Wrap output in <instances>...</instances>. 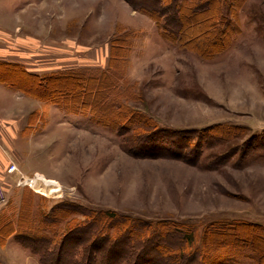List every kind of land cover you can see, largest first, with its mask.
<instances>
[{
	"label": "rangeland",
	"instance_id": "1",
	"mask_svg": "<svg viewBox=\"0 0 264 264\" xmlns=\"http://www.w3.org/2000/svg\"><path fill=\"white\" fill-rule=\"evenodd\" d=\"M206 1L0 0L1 264H39L23 240L44 264H104L78 238L110 213L130 225L111 243L159 235L128 264H167L159 245L184 249L175 264H264V0ZM180 8L188 46L170 40ZM13 164L61 191L17 186Z\"/></svg>",
	"mask_w": 264,
	"mask_h": 264
},
{
	"label": "trees",
	"instance_id": "2",
	"mask_svg": "<svg viewBox=\"0 0 264 264\" xmlns=\"http://www.w3.org/2000/svg\"><path fill=\"white\" fill-rule=\"evenodd\" d=\"M142 3L144 5L146 4V2H142ZM161 3L163 5H170V4H173V0H161ZM209 3H210V1H206L205 0V2H200L195 8L197 9L198 7L205 6V7H201V8L198 9V11L204 12V10L207 9V7H206L207 4H208L207 5L208 7L211 6ZM132 4H133V7L135 9L139 10L142 14H146L151 19L159 22L160 17L157 15V13L155 14L153 11H150L147 8L138 7V6H136L137 4H135V3H132ZM181 11H182V8L179 9V25H178L177 36H175V38H173V39L169 38V37H171V36H168V35H170L169 34V31L171 30L170 27L169 28H163V31L168 36V38L170 40H172L174 42H178L179 44H181L183 46H188L190 44V42H191V39L188 36V30H187V33L185 31V28H184L185 27V23L183 21V18L181 17ZM231 30L234 31L233 29H231ZM230 34H231V31H228L227 32V36H229ZM217 51H219V50H217ZM19 71H20V69H19ZM42 83L43 82L38 81L39 85H42ZM110 214L100 215L98 218L95 219V221L93 223H97L98 224V229H99L98 232L92 234L91 230H87V231L84 230L83 232H81L82 233L80 235L81 237L78 238L79 240L82 237L85 240H91L92 237H93V239H95L96 243L97 242H99V243L101 242L102 245L98 246L100 254H104V252L107 251V255H108L106 257V259H104L102 261V263H104V264L110 263L111 259L109 258V256L112 254L111 251H115L117 256H120L118 264H128V262H129L128 260H131L134 257H135V259H133V260H139L142 257L143 253L145 254V252L147 251L146 249L142 248V241L141 240L143 239V237L145 238L149 233H152V234H150L151 235L150 238L148 240H145V241H150L153 238H159V235L157 234V232H153V231H151L149 229H145V225H144V228L132 229L130 231H127V233L120 235L119 238H118V236H116V239H117L116 243H111V240L106 236V234L109 233L110 229L117 231V230H120L121 227H124V228L127 229L128 226H130V225L127 226V225H124V223L121 224L120 223V219H119V217L117 215H114V214L110 215ZM15 226H16V224L14 225V223L12 221L4 224L5 229H4L3 232H0V234L4 233V236H0V246L1 247H4L6 245V241H7L6 238L9 235H11V234L16 232V227ZM235 227L236 226L231 227V228H225V229H223L221 231H218V233L220 235L225 237V239H224L225 242H224V244H221L222 245L221 247H223V245H238L240 243V241L236 238L237 237V230L233 229ZM74 229H76L75 226H74V228H72V230H74ZM153 229L155 230V228H153ZM1 230L2 229H0V231ZM101 234L103 235V237H100V238H98L96 240V237L98 235H101ZM35 236L38 237V235L34 234L33 235V241H36L35 240V238H36ZM184 236H185V234H184ZM229 236H234L236 239L231 240V239L227 238ZM111 239L115 240L112 237H111ZM226 241H227V243H226ZM244 241H246L245 243H248L250 245L249 247H253L252 246V242L254 241V239L250 238V239H246ZM20 243H21V246L23 248L28 249L29 251H31V254L35 258H37L39 264H44V261L46 259H48V260H46L48 262L51 261V259H50L51 251L49 249H44V250H40V251L39 250H34L33 251V247L37 248L38 245H36L34 243H31V242H28V241L24 242V240L21 241ZM106 243H107V245H109L108 247H106ZM239 247H242V246H239ZM157 248L160 251L159 255L162 258V260L164 258H169L170 259V261L167 264H175L178 261L177 260V258H178L177 255L181 254V253H186V252H184V249H181V248L173 249L172 247H169L167 245L166 246L165 245H159V246H157ZM240 249H247V248H240ZM140 250H142L144 252L142 253V252H140ZM178 251H183V252H178ZM194 251H198L200 253L201 259H203V256L201 255V252L199 250H194ZM100 257H101V255H100ZM0 264H1V262H0ZM73 264H84V263L77 261V262H75ZM85 264H89V263L87 262ZM181 264H184V261L181 262Z\"/></svg>",
	"mask_w": 264,
	"mask_h": 264
},
{
	"label": "built area",
	"instance_id": "3",
	"mask_svg": "<svg viewBox=\"0 0 264 264\" xmlns=\"http://www.w3.org/2000/svg\"><path fill=\"white\" fill-rule=\"evenodd\" d=\"M8 173L9 174H16L18 176V179L16 180L17 186H25V187H30V188H34L35 189V185L33 183V180L35 178H38L39 174H35L34 177L26 176V175L22 174L20 172V169L14 164L9 167ZM39 182L44 184V180L40 179ZM35 191L38 192V193H41L43 195H46V193H43L41 191H37V190H35ZM60 191H61V186H59V188L56 190L55 193H59ZM3 193L4 192H3V189H2L1 184H0V204H2L3 202L6 201Z\"/></svg>",
	"mask_w": 264,
	"mask_h": 264
},
{
	"label": "bare ground",
	"instance_id": "4",
	"mask_svg": "<svg viewBox=\"0 0 264 264\" xmlns=\"http://www.w3.org/2000/svg\"><path fill=\"white\" fill-rule=\"evenodd\" d=\"M40 179L44 180V184L41 183L42 181L39 182ZM33 183H34L35 187L37 185L36 188H39L38 186H40V187H43V189L44 188H46L47 190L49 189L51 194H54L56 192V190L59 188V184L58 183H56L54 181H48L44 176L42 177V176H39V175H38V178H35L33 180ZM48 187H51V189L48 188ZM43 192H45V190Z\"/></svg>",
	"mask_w": 264,
	"mask_h": 264
},
{
	"label": "crops",
	"instance_id": "5",
	"mask_svg": "<svg viewBox=\"0 0 264 264\" xmlns=\"http://www.w3.org/2000/svg\"><path fill=\"white\" fill-rule=\"evenodd\" d=\"M7 244H8V242H7ZM7 245H5L3 248H5Z\"/></svg>",
	"mask_w": 264,
	"mask_h": 264
}]
</instances>
